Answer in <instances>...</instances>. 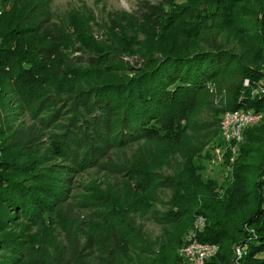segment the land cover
<instances>
[{"label": "trees", "instance_id": "16d2710c", "mask_svg": "<svg viewBox=\"0 0 264 264\" xmlns=\"http://www.w3.org/2000/svg\"><path fill=\"white\" fill-rule=\"evenodd\" d=\"M176 1H143L138 16L123 18L126 26H119L125 33L129 27L144 38L137 42L139 51L128 47L126 39L121 42L119 37H111L109 49L87 53L77 46L82 40L72 39L51 20L43 0H15L0 21V95L12 91L34 115L53 113L41 119L40 127L26 125L9 133L0 117V213L37 217L40 210L61 211L70 198V177L106 167L133 193L156 188L174 193V208L161 220L182 225L183 230L171 236L168 248L163 246L151 264H182L180 249L198 216L207 220L198 240L220 247L205 264H264V119L245 130L234 181L227 187L203 179L194 165L183 176L171 177L144 164L128 168L103 163L112 150L139 141H186L190 112L214 80L231 76L256 83L264 78L261 67L242 63L206 33L209 29L243 32L241 44L256 50L249 60L263 67L264 0H252L255 8L251 0H187L180 6ZM166 5L175 9L167 11ZM254 9L260 12L255 14ZM249 14L258 18L256 30L250 34L239 25L240 18ZM75 50L84 55L74 56ZM102 66L108 77L104 81L87 91L72 87L74 79L87 78L95 74L91 70ZM123 73L127 75L109 79ZM234 87L237 93L249 94L242 85ZM60 93L67 97L60 98ZM238 109L264 114V97H237L219 112L223 116ZM221 118L212 123L219 131ZM54 124L60 133L51 135L50 149L42 153L43 131ZM56 159L59 162L44 167ZM41 162L44 166L40 168ZM41 169L58 175L34 174ZM86 204L96 208L95 202ZM110 206L113 209L106 215L120 212L117 201L103 196L102 207ZM117 226L108 235L109 241L102 240L110 264L136 244L129 225ZM93 241L91 238L82 249L78 244L58 256L36 240L28 244L2 241L0 264H14L20 257L30 264H92L88 250L94 249ZM237 248L244 250L241 256L236 255Z\"/></svg>", "mask_w": 264, "mask_h": 264}, {"label": "rangeland", "instance_id": "374dc122", "mask_svg": "<svg viewBox=\"0 0 264 264\" xmlns=\"http://www.w3.org/2000/svg\"><path fill=\"white\" fill-rule=\"evenodd\" d=\"M143 1L152 4L162 3V0H43V3L51 20L62 26L72 39L82 40L77 46L90 53L109 49L111 37H119L121 42L126 39L130 42L128 47L134 52L139 51L138 45L140 41H144L143 36L136 31L133 32L129 27L125 33L123 27L119 25L123 23L122 26H126L123 18L138 16ZM201 1L213 2L214 0ZM14 2L15 0H0V21L7 16ZM186 3L187 0H177L175 5L180 6ZM250 5L255 8L252 0ZM205 6L207 5L202 7ZM165 9L172 11L175 6L166 5ZM254 11L255 14L260 12L259 9ZM257 19L256 15L249 14L240 18L239 25L244 32L254 33ZM117 31H121L119 36H113ZM206 33L214 38L222 49L238 56L242 63L261 67L264 70V66L258 63L253 64L249 60L250 55L256 54V50L249 49L248 44H241L240 39L245 38L242 35L243 32L209 29ZM76 51L80 50H75L71 54L84 55ZM124 59L132 63L135 61L133 57ZM91 71L95 74L84 79L73 80L72 87L76 91H87L104 81L103 78H108L106 73L104 74V66ZM125 75L127 74H112L109 79L115 80ZM233 85L245 87V80L243 82V80L226 76L209 84L208 92L202 94L198 105L190 112L186 141H139L112 150L103 163L128 168L134 164H144L160 175L171 177L183 176V173L194 165V168H199L198 173L203 179L214 180L219 185L229 186L234 181L236 156L243 141L238 146H227L221 137L219 127L212 123L222 117V112L219 111L226 109L234 98L244 96L253 99L251 90L249 94L244 95L243 91L237 93ZM0 97V117L8 133L26 125L40 127L41 119L53 113L44 112L34 115L31 111H26L19 102V97L12 91L1 93ZM59 97L67 96L60 93ZM55 125L43 131L45 145L42 153L50 149L51 135L60 133L58 126ZM57 162H59L58 159L47 162L45 166L41 162L39 167L50 166L49 164ZM107 169L106 167L91 168L70 177V198L67 206L61 211L40 210L38 216L33 217L31 215L17 216L12 211L6 213L4 210L5 214L0 213V243L10 241L28 244L31 240H36L40 245L46 246L52 255L58 256L66 249L74 248L78 244L82 249L92 238L96 244L93 250H88L92 253L90 258L92 264H110L112 259L106 254L107 249L103 247L102 240L109 241L108 235L114 233V229H119L117 225L123 224L131 227L130 237H133L136 244L131 246L126 254L119 255L113 264H151L158 255H161L163 246L168 248L171 236L178 235L183 230L182 225L165 224L166 222L161 220L164 213L174 208V193L163 188L146 192L141 189L133 193L131 189H127V184H123L120 176ZM34 174L58 175L49 169L36 170ZM34 180L38 179L34 178ZM106 195H110L115 204L116 201L119 203L121 206L119 213L106 215L113 209L112 206L102 207L103 196ZM91 201L95 202L96 208L86 204ZM14 264H30V262H25L20 257Z\"/></svg>", "mask_w": 264, "mask_h": 264}, {"label": "built area", "instance_id": "2783aa9c", "mask_svg": "<svg viewBox=\"0 0 264 264\" xmlns=\"http://www.w3.org/2000/svg\"><path fill=\"white\" fill-rule=\"evenodd\" d=\"M245 87L251 90L253 98L264 97V78L256 83H251L249 79H246ZM263 119L264 114L253 109L226 112L220 122L221 137L227 146H238L243 141L245 130L259 125ZM206 225L207 220L203 216H198L194 221L193 227L180 249L182 264H205L219 253L220 247L218 245L202 243L198 240V235L205 230ZM243 251V249L237 248L236 255L241 256Z\"/></svg>", "mask_w": 264, "mask_h": 264}]
</instances>
